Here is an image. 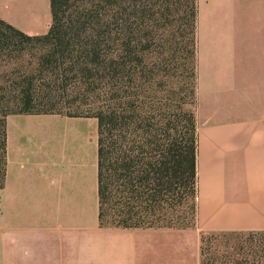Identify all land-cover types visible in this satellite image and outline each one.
<instances>
[{"label": "crops", "instance_id": "obj_1", "mask_svg": "<svg viewBox=\"0 0 264 264\" xmlns=\"http://www.w3.org/2000/svg\"><path fill=\"white\" fill-rule=\"evenodd\" d=\"M48 32L50 0H0ZM197 223L264 231V0H197ZM95 117L11 114L0 189V264H200L199 234L99 223Z\"/></svg>", "mask_w": 264, "mask_h": 264}, {"label": "trees", "instance_id": "obj_2", "mask_svg": "<svg viewBox=\"0 0 264 264\" xmlns=\"http://www.w3.org/2000/svg\"><path fill=\"white\" fill-rule=\"evenodd\" d=\"M50 6L52 22L41 35L0 17V189L9 115L95 117L100 226L191 228L198 199L197 0ZM221 233L202 235L200 264H264V231Z\"/></svg>", "mask_w": 264, "mask_h": 264}, {"label": "rangeland", "instance_id": "obj_3", "mask_svg": "<svg viewBox=\"0 0 264 264\" xmlns=\"http://www.w3.org/2000/svg\"><path fill=\"white\" fill-rule=\"evenodd\" d=\"M178 25L180 26V29L183 32H185V34L183 36H180V39L182 41H184V39H185V41H187L188 35H189L188 34L189 28L187 26V22L186 21L183 22V21L180 20L178 22ZM184 53H185L184 54L185 56L188 55V48L186 49V51ZM185 230L195 231V232H197L199 234V241L197 242V248H198L199 251H200V245H201V237H202L203 234H207V235H217L218 233H221V232H207V233H203V231H201L199 229V226H198V223L197 222H196V224L194 226H192L191 228L185 229ZM223 233H225V232H223ZM223 233H221V234H223ZM228 235H229V233H228Z\"/></svg>", "mask_w": 264, "mask_h": 264}]
</instances>
